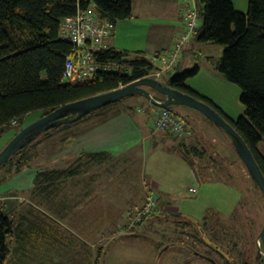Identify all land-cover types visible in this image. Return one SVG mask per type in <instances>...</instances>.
<instances>
[{
    "label": "rangeland",
    "instance_id": "1",
    "mask_svg": "<svg viewBox=\"0 0 264 264\" xmlns=\"http://www.w3.org/2000/svg\"><path fill=\"white\" fill-rule=\"evenodd\" d=\"M148 1L144 3L150 13L168 15L170 12L167 0ZM187 1L192 4L193 0H181L182 12ZM233 1L239 12L245 13L247 0ZM155 15L122 20L124 22L119 23L123 24V34L118 38L120 43L130 47L139 45L142 49L150 25L157 21L153 20ZM163 20L164 23H171L169 16L163 17ZM178 27L181 28V34L184 31L182 20ZM191 40L187 44L188 50L182 51L185 55L176 61L179 73L190 71L195 65L199 68L196 75L186 79V85L212 101L229 119L235 121L243 117L244 108L239 101L240 88L224 79L215 69L223 47ZM174 42L166 55L161 52L164 56L161 55L160 60L154 59L158 68L149 77L163 82L177 73L173 70L174 65L169 71L156 76L162 64L161 59L171 52ZM126 105L130 107L129 111L139 115L148 111L149 116L142 124L138 122V127L129 125V150L126 155L122 158L111 156L103 165L90 168L88 174L93 178L92 184L82 180L78 187L82 192L78 194L80 199L74 198L73 186L69 185L68 197L62 199L61 194L53 195L52 202L43 204L34 198L30 182L35 180L38 170H56L72 165L79 148L76 144H69L70 140L76 133L82 134V124L87 118L104 109L48 130L26 145L22 153L14 156L11 167L0 168V209L4 208L19 220L25 218L26 223H33L36 228L41 226L39 229L48 235V240L57 242L49 245L50 249L46 251L42 246L44 243L38 239V244L27 247L25 257L20 262L17 258L16 264H91L95 254L99 264H157V258L159 264H179L187 252L173 245L174 242L192 244V240L180 234L182 228L179 229V226L182 222L202 225L208 217L212 218L213 224L218 221L224 225L232 223L241 229L240 239L236 240L235 236L232 239L237 243L238 251L244 252V260L251 262L256 249L259 250L256 239L264 225V197L248 177L229 139L216 130L203 114L184 106H173V111L182 115L181 121L188 130L185 135L178 138L156 132L153 130L156 108L143 96L126 97L106 107V114H120ZM41 115L42 111L32 112L16 126L6 127L0 133V151L21 129L41 118ZM181 143L184 145L181 146ZM195 151L204 153L195 155ZM17 161L22 162L18 164V170ZM121 168L123 171H120ZM138 180L156 185L150 191L149 183L146 182L141 192H145V196L150 193L156 200L165 201L168 212L173 214L169 216L171 220L153 219L162 215L161 208L165 203L159 200L154 217L145 219L141 224L143 219L131 224L135 211L144 204L145 196H142V201L139 199L142 183ZM190 188H194L196 193H190ZM90 195H93L91 200ZM73 212L78 214L74 215ZM234 217L237 220L233 221ZM65 224H71L70 228L65 227ZM89 224L94 227V230L90 229L93 233L90 236L87 233ZM67 228H75L73 231L80 233L79 236L88 244L87 248L75 246L73 237L68 235L73 231L69 230L67 234L63 231ZM206 233L209 234L208 229ZM128 234L144 239L114 245L121 236ZM151 243H162V248L167 249L158 255ZM10 246L14 248L16 241H10ZM51 248L54 252H51ZM236 254L237 251L233 252L235 259L238 258ZM239 262L240 259L236 264ZM8 264L14 263L10 259ZM189 264L210 263L196 259Z\"/></svg>",
    "mask_w": 264,
    "mask_h": 264
},
{
    "label": "trees",
    "instance_id": "2",
    "mask_svg": "<svg viewBox=\"0 0 264 264\" xmlns=\"http://www.w3.org/2000/svg\"><path fill=\"white\" fill-rule=\"evenodd\" d=\"M195 3L199 25L191 39L223 47L215 69L224 79L240 88L239 101L244 108V116L235 121L229 119L212 101L186 85V79L198 73L196 65L190 71L179 73V65L176 63L173 70L177 73L163 83L204 101L224 117L243 139L264 174V156L258 151L259 144L264 142V0H247L245 13L237 11L231 0H195ZM90 7L112 26L132 17L129 0H0V133L6 127H11L12 121L20 123L32 112L42 111L43 117L66 104L149 77L157 70L154 60L145 58L140 52L101 48L92 52L100 67L92 78L80 81L74 77L65 81L66 59L74 56L77 49L70 42L59 38L61 22ZM105 66L112 68L103 70ZM150 91L155 100L164 99L160 93ZM108 106L95 109L89 115ZM168 110L182 119V115L174 112L173 107ZM25 147L14 156L22 153ZM203 153L195 151V155ZM88 155L93 158L102 156ZM13 157L2 167H11L14 164ZM20 163L16 162L17 170ZM67 174H73V169L38 170L35 181L38 184L41 180L54 182ZM232 219L237 220L235 217ZM204 220L202 225L182 222L179 226V229L182 228L180 234L192 240V244L174 242L173 245L187 252L179 264H189L196 259L205 260V257L213 261L210 264H236L238 259L239 264H264V256L260 255L258 249L251 262L244 260V252L238 251V245L232 239L234 236L236 240L240 239L241 229L235 224L224 225L219 221L213 224L209 217ZM40 227L26 223L25 218L19 220L1 208L0 264H8L10 261V241L16 240L23 248L20 254H14L18 259L24 257L27 247L38 244V239L47 242L48 235L41 232ZM207 229L209 234L206 233ZM163 246L162 243L154 244L155 253L158 254ZM235 251L238 253L237 259L233 257ZM95 264H99L98 259Z\"/></svg>",
    "mask_w": 264,
    "mask_h": 264
},
{
    "label": "crops",
    "instance_id": "3",
    "mask_svg": "<svg viewBox=\"0 0 264 264\" xmlns=\"http://www.w3.org/2000/svg\"><path fill=\"white\" fill-rule=\"evenodd\" d=\"M129 1L131 2V6H132V17L130 19L139 18L140 16L151 17L152 15H155L149 12L150 9L145 4L149 2L148 0H129ZM231 1L235 9L239 11L234 1L233 0ZM139 3L142 5H139ZM166 3H167L166 5L170 8V12L169 13L166 12L168 15L161 14V13H158L155 15L153 20L155 21L157 20V21L156 23H152L150 25V28L143 41V46L141 47L142 49L139 48V45H133L130 47L129 45H124L120 43L118 38H121L123 34V32L121 31L123 24H119V23H123L124 21H127V20L117 22L113 26L111 34L102 41L101 48H104V49L113 48L119 51L125 50L131 53L140 52L145 58L152 59V60L154 59L157 60L156 58L159 59L161 55L164 56L163 54H161V52H164V54L166 55L167 52L171 49L175 38L181 32V28H179L178 26L181 24V18H182V14H181L182 12L181 3L182 2L181 0H167ZM166 16H169V20H170L169 22L171 23H164L166 19L163 20V17H166ZM184 49L185 51L188 50L187 45L184 47ZM183 55H185V53L182 52L180 56L182 57ZM180 56L178 58H180ZM124 108L125 109L120 110L121 112L120 114L117 113V114L110 115V116L106 114L107 109L104 108L102 112L95 113L93 116L85 120V122L82 124L83 125L82 134L80 135L79 133H76L75 137L69 142V144H76L77 147L79 148L77 157L75 155L74 157L75 159L73 160L72 165L70 164L64 168L56 169L58 171H66L68 169H73V174L63 175L62 177L58 178L54 182L49 181V180H41L40 184L36 183V181L33 179L34 181H31L30 185H32L31 187H33L32 194L35 199H37L38 201L40 200L39 202L43 204L47 203V201L52 202V198L54 197L53 195L57 196L61 194L62 199H65L66 197H68V194H69V191L67 188L69 185L73 186V190L75 191V192L73 191V194L76 195L74 196V198L76 197V199H80L81 196H79L78 194L82 192L81 190H79L78 187H80L79 184L82 182V180H87L88 183L92 184L91 180H93V178H91V174H88V171L90 170V168H92L93 166H94L93 168H95L97 166L103 165L104 163L109 161L111 156H113L114 158H122L124 155L128 153L129 125L131 124L133 126L135 125V127H138L137 123L139 122L140 124H142L143 121H146V116H149L148 115L149 113L147 111L143 113V115H139L138 113L136 114L135 112L129 111L130 107L128 105H126V107ZM154 112H155V117H156L158 110H154ZM153 123H154V120H153ZM261 143H264V142H261ZM261 143L258 146V151L262 156H264V144L261 145ZM88 154H101L103 157L102 156L97 157L95 155L96 157L93 158V157H90ZM108 154H110V156ZM83 156L85 157L84 159H82ZM120 171H123L122 168L120 169ZM85 177H88V178L85 179ZM138 181H141L142 183L140 184L141 186H140L139 194L141 197L139 199L142 201V199L144 198V201H145L146 194H144L145 192L142 193L141 190L143 189L147 181H144V180L143 181L138 180ZM148 183L149 182H147V184ZM148 187H149V190L152 191L153 188L156 187V185L153 183L152 184L149 183ZM93 195L89 196L90 200L92 199ZM137 195H138V191H136L135 196ZM142 196H145V197L142 198ZM159 200H157V202ZM162 202L165 203L161 208L162 215L157 216L156 218H153V219L154 220H158V219L171 220L169 216H171L172 214L168 212V208H167L168 205L165 201H162ZM49 205H51V203H49ZM73 214L77 215L78 213L73 212ZM147 219H149V217ZM70 226L68 224H65V227L70 228ZM91 228L94 230V227H92L89 224L87 227V233L89 234V236L93 234L92 231L90 230ZM69 230L73 231L76 229L67 228V229H64L63 231L67 234ZM79 234L73 231V233H69L68 235L70 237H73L75 246L79 245V248H80V246L82 245L81 247L87 248L88 246L87 242L84 241L79 236ZM51 237H55V236L51 235ZM119 239L120 240L115 242L114 245L119 244L120 242H132L134 240H139V239L143 240L144 238L140 236H131L128 234ZM15 241L16 240H14V242ZM42 243H44V245L42 246H44L46 251L50 249L48 247L49 245L57 244V242L55 243L51 239L48 240L47 242H44L42 240ZM151 244L153 245V248H154V244L153 243ZM12 245H13V242H12ZM11 247H12L11 250L14 251L11 254H15V252L20 254V252L23 250V248L20 245H18L17 242L14 248L13 246H10V248ZM52 248H51V252L53 251ZM56 250L59 251V248H57ZM22 258L23 257L18 259L19 260L18 262H20ZM10 259H11V262L13 261V263L16 264V259H17L16 255L13 256V258L11 257ZM97 259L98 257L96 258V254L93 255V261L91 264H95Z\"/></svg>",
    "mask_w": 264,
    "mask_h": 264
},
{
    "label": "water",
    "instance_id": "4",
    "mask_svg": "<svg viewBox=\"0 0 264 264\" xmlns=\"http://www.w3.org/2000/svg\"><path fill=\"white\" fill-rule=\"evenodd\" d=\"M156 91L164 96L162 101L155 100L152 92ZM143 96L158 109H169L173 106H184L203 114L224 136H226L237 157L244 165L249 177L253 180L262 195H264V174H262L251 151L232 128V126L214 108L204 101L189 94L177 91L165 83L151 77L135 80L115 90L98 94L86 99L66 104L39 118L21 129L0 151V168L5 165L18 151L32 142L42 133L56 127L75 122L95 109L114 104L126 97ZM259 252L264 256V225L256 239ZM163 248L158 255L164 252ZM209 263L213 261L205 257Z\"/></svg>",
    "mask_w": 264,
    "mask_h": 264
},
{
    "label": "built area",
    "instance_id": "5",
    "mask_svg": "<svg viewBox=\"0 0 264 264\" xmlns=\"http://www.w3.org/2000/svg\"><path fill=\"white\" fill-rule=\"evenodd\" d=\"M181 20L184 25V31L177 36L171 52L166 58L161 59L162 64L159 66V74L157 73L156 76H159L161 73L164 74L176 64L189 37L192 36L198 27L199 19L195 0L192 1V4L187 1ZM112 28V24L108 20L100 18L93 7L78 12L74 17L65 18L61 22L59 38L70 42L77 49L74 56L66 59L65 81H69L74 77L80 81L90 79L99 71L100 67L94 60L92 52L101 49L102 41L111 34ZM110 68L112 66H105L103 70H109ZM17 124L16 121H12L10 126H16ZM153 130L163 134L170 133L178 138L188 132L181 119L168 109H160L157 112L153 123ZM189 192L196 193V190L190 188ZM157 211V200L153 195L148 193L144 204L135 211L131 224H137L145 217L155 216Z\"/></svg>",
    "mask_w": 264,
    "mask_h": 264
}]
</instances>
